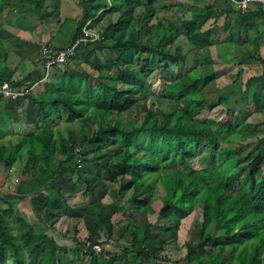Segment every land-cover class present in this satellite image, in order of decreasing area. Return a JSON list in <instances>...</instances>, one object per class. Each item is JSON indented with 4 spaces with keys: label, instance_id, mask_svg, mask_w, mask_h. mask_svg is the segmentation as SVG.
Instances as JSON below:
<instances>
[{
    "label": "trees",
    "instance_id": "1",
    "mask_svg": "<svg viewBox=\"0 0 264 264\" xmlns=\"http://www.w3.org/2000/svg\"><path fill=\"white\" fill-rule=\"evenodd\" d=\"M86 2L82 15L67 23L74 22L72 42L83 35L89 21L90 28L101 27L100 39L81 45L75 56H81L90 70L72 73L69 63L54 66L53 78L43 80L44 90L27 95L39 104L42 124L34 133L21 135L3 161L13 164L26 150L22 172L31 180L49 179L43 194L52 209L60 199V191L51 185L55 177L63 178L59 185L69 186L68 176L79 175L82 165H100L111 180L120 181L121 193H132L130 201L137 210L168 221L160 235L153 231L154 223L141 227L126 211L127 241L120 244L108 205L100 199L88 202L83 212L99 220L105 239L92 233L74 238L76 260L90 256L89 264H100L96 262L100 257L101 264H134L133 254L141 259L139 264H264V145L248 163L241 158L248 146L243 134L256 127L247 116L264 113V58L259 48L238 45L236 76L219 89L217 104L209 105L204 89L218 79L211 48L225 12L221 0H192L191 15L180 23L159 10L182 7V0ZM10 5V0H0V8ZM112 13L118 14L116 21L104 25ZM180 42L195 51L198 64L172 77L173 66L184 65L188 57ZM101 53L104 61L98 58ZM256 59L261 74L244 80L245 65ZM12 75L2 81L11 82ZM157 76L160 84L153 106L143 117L127 122L125 113L141 94L151 93L149 80ZM218 105L225 108L220 118L199 117L205 106L212 110ZM88 114L95 129L77 134L73 124ZM62 121L66 133L57 128ZM86 144L93 148L83 151ZM160 186L164 195L157 196ZM1 201L8 202L0 197V264H64L61 254L69 244L48 229L37 228L28 216L16 212L15 203L3 208ZM197 208L202 218L199 239L185 242V256L172 260L164 253L165 244L171 237L178 239L183 220ZM94 244L102 246L100 254L91 250Z\"/></svg>",
    "mask_w": 264,
    "mask_h": 264
},
{
    "label": "crops",
    "instance_id": "2",
    "mask_svg": "<svg viewBox=\"0 0 264 264\" xmlns=\"http://www.w3.org/2000/svg\"><path fill=\"white\" fill-rule=\"evenodd\" d=\"M10 1L12 6L0 8V80L12 73L10 80L13 84L21 88L35 85L32 92L37 93L44 90L43 81H41L45 73L42 56L44 48L60 49L69 45L72 42L71 32L74 30V22L67 23V20L75 21L79 17L76 14H69L65 0H41L39 3L20 0V4H17L15 0ZM226 4H230V9L226 7ZM221 6L225 12L218 24L220 27L221 23L224 24L223 33L221 35L218 33L214 46L218 44L220 46L224 41L230 43V64L235 66L237 73L238 45L245 50L258 47L260 55L264 58V12H261L257 5H252L241 17L239 10L231 1L221 0ZM227 11H230V18L227 16ZM221 19L223 20L220 22ZM240 20H242L241 24L238 23ZM228 22L230 26L226 29L225 24ZM68 24L70 28L63 31ZM209 25L210 23L207 24ZM77 58L82 59L81 56ZM245 68L246 79L262 72V65L257 59L247 63ZM53 76L54 68L48 79ZM41 124L40 106L28 96L17 100H0V197L8 201H1V206L8 208L9 202L15 203L16 212L28 216L37 228L48 229V232L56 234L61 242L69 244L70 247L61 254L65 256L64 258L61 256L64 264H77L78 262L89 264L91 260L83 261L87 256L76 260L72 248L74 238L77 237L63 236L58 232L59 224H56L58 213L57 217L55 213L57 211L64 212V216L67 217L77 214L74 208L70 210L71 214L64 208L61 196L65 189L71 190V187L73 189L76 187L74 181L73 183L71 181L72 186L70 183L69 186H64V184L59 185V182L63 181L60 179L63 178L57 176L58 178L53 179L51 185H56L55 189L60 191V199L57 202L58 207L52 209L46 206L43 194V190L50 183L49 179L31 180L22 172L27 161L26 150L19 154L13 164L3 161L12 155L11 146L18 142L21 135L34 133ZM85 216L90 215L83 212V217ZM69 256L72 258L65 262Z\"/></svg>",
    "mask_w": 264,
    "mask_h": 264
},
{
    "label": "rangeland",
    "instance_id": "3",
    "mask_svg": "<svg viewBox=\"0 0 264 264\" xmlns=\"http://www.w3.org/2000/svg\"><path fill=\"white\" fill-rule=\"evenodd\" d=\"M17 4H20V0H15ZM58 1V0H57ZM66 8L70 15L76 14L77 17L83 13L85 6L87 5L86 0H65ZM184 2L182 7H171L166 10H159V14L162 16H168L176 22L180 23L182 18H186L191 15V8L193 6L192 0H182ZM230 4H226V7L230 9ZM12 6V5H10ZM17 7V6H16ZM225 7V8H226ZM19 8V7H17ZM56 12V10H53ZM118 17L117 13H112L108 15L103 21L105 24L115 22ZM223 19L220 20V22ZM103 23V24H104ZM104 24V25H105ZM226 29L230 26V22L225 24ZM223 26L221 23V27L218 29V33L221 35L223 33ZM70 28V24L65 26L63 31H66ZM97 30L101 31V27L97 26ZM102 32V31H101ZM227 38V35H225ZM184 53L188 56L185 60L184 65L173 66V72L169 73V76H178L183 72L190 70L194 66L198 64V60L195 58V51L191 49L190 46L184 45L182 42ZM223 44H219L213 46L211 48V54L213 57V68L218 77L217 80L211 82L204 89V96L208 100L209 105L217 104L218 100V91L222 87L231 83L235 76L236 70L235 66L230 64V43L227 41L222 42ZM98 58L102 61L105 60V55L103 53L98 55ZM67 68L72 73H81L87 70H90L89 66L86 62L81 59L75 57L70 63L67 65ZM87 69V70H86ZM246 79V73L244 74V80ZM133 82V81H131ZM149 83L152 84L151 93L141 94L139 96V101L136 106L132 107L125 113L124 119L128 122L134 117H143L145 111L153 106L154 102V92L158 91L160 80L159 76L152 78L149 80ZM138 85H142L143 82L137 81ZM245 93V99H247V90ZM179 106H182L181 102H178ZM166 111H170V106H161ZM242 107V103L237 105L239 109ZM244 111L247 113L248 106L245 105ZM225 112V108L222 105L215 106L212 110L205 106L203 110H201L199 117L203 119L207 118H220ZM247 121L256 125V127H251L250 131H248L249 135L243 134L242 140L248 143L247 148L241 153V158L243 163H248L253 155L257 152V150L264 145V113H252L247 116ZM74 130L77 134L86 133V131L94 130L96 127L95 121L88 114L85 117L81 118L78 122L73 124ZM58 129L62 130L66 133L65 122L62 121L58 124ZM255 130V131H254ZM242 131V128L239 129ZM254 131V132H253ZM93 147L89 144H86L83 148V151L91 150ZM205 149L201 150L203 153ZM70 182L74 181V184L77 185L74 189L71 187V190H64L61 196L63 198L62 203L64 208L69 212L73 208L76 210L75 216L69 215L64 216V212L57 211L55 216L58 217L56 219V224L58 226V232L63 234V236H75L77 238L85 239L89 234H94L100 239H105V230L103 226L99 223V220L93 216H85L83 217V209L86 203L95 201L100 199L104 201L109 210L113 214V219L116 222L117 229V237L120 244L126 242V238L124 237V233L126 232L128 219L126 211L131 212L137 218V224L141 227H146L149 223H154L153 231L157 234L163 235L168 227V221L162 217H158L157 215H148L146 213L140 212L137 210L134 204L130 201L132 193L124 192L121 193L120 181L111 180L110 174L105 170L102 166L96 164H86L82 165L79 169V175H70L68 176ZM82 178V180H81ZM88 183L90 186L88 187ZM157 196L164 195L163 188L160 186L156 191ZM133 207V208H132ZM74 213V212H72ZM71 214V212H70ZM54 216V217H55ZM201 210L197 208L193 211L187 218H185L182 222L181 229L179 231L178 239L169 238L165 244L164 253L169 256L172 260H178L185 256L186 250L184 247L185 242H197L200 236V226H201ZM118 244V243H117ZM63 256V255H61ZM65 256H63L64 258ZM72 258L71 256L68 259H65V262ZM131 260L134 264H139L141 259L139 257H135L133 254L130 255ZM91 260L90 256H87L85 260ZM97 263H103L102 258L96 259ZM79 264V262L77 263ZM145 264H156L154 261H149ZM163 264H171L164 262Z\"/></svg>",
    "mask_w": 264,
    "mask_h": 264
},
{
    "label": "built area",
    "instance_id": "4",
    "mask_svg": "<svg viewBox=\"0 0 264 264\" xmlns=\"http://www.w3.org/2000/svg\"><path fill=\"white\" fill-rule=\"evenodd\" d=\"M236 8L242 13H246L252 5H257L260 10L264 12V0H229ZM89 21L83 28V35L73 41L70 45L60 48L52 49L49 47L43 50V64L45 67V73L41 81L47 80L51 74L55 65L67 64L73 57L76 56L77 50L81 45H86L91 41L99 40L101 37V31L90 28ZM35 86V85H34ZM32 86L24 88L18 87L10 81L0 80V100L12 99L17 100L21 97H26L33 90ZM100 244H94L91 246V250L100 254L102 251Z\"/></svg>",
    "mask_w": 264,
    "mask_h": 264
}]
</instances>
